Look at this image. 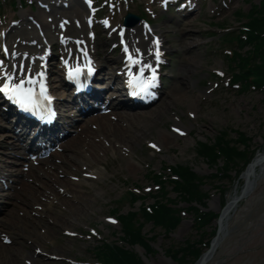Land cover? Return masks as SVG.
I'll return each instance as SVG.
<instances>
[{"label": "rangeland", "instance_id": "obj_1", "mask_svg": "<svg viewBox=\"0 0 264 264\" xmlns=\"http://www.w3.org/2000/svg\"><path fill=\"white\" fill-rule=\"evenodd\" d=\"M11 1H0V15L6 18L7 22H4L6 27L9 26L10 20H20L22 14L25 16L34 14L29 11L30 9L21 8L19 4L12 6ZM221 1L204 0L200 11L177 24L175 17L178 16L175 13H172L171 16L166 15L157 10L154 4L149 7L148 0H125L124 3L122 0H116L122 7L120 11H115L116 15L111 20L112 25L121 24L126 13L146 19L148 16L156 18L154 25L162 33L165 47L168 50L167 60L171 63L164 73L166 80L163 93L165 95L155 107L148 111L150 113L162 107H165V111L161 118L150 126L146 135L139 139L130 156L123 150L120 153L116 150L112 151L109 147L112 140L108 137L107 145H103V148L109 150L108 152L99 149L93 152L88 149V146H85L83 149L87 151L84 155L85 160L90 159L93 154L97 157V162L91 159L93 165L102 173L96 180H81V175L89 170L88 165H81V160L73 163V166L65 168L68 169V173L62 174L64 169L60 170L59 179L69 180L72 188L81 194L84 202L76 211L69 208L65 202L54 199L50 204L51 214L46 212L42 206V210L35 208L36 212H31L30 218L39 223L31 231L41 238L39 249L44 254L53 253L62 258V260H50L46 256H41L42 258L38 259L39 264H94L92 262L96 260L93 251L97 243L102 239L115 242L120 236L118 226L112 227L113 225L106 223L104 218L111 216L110 211L113 208L126 214L127 212H138L142 203L145 206H151L154 203L151 196L158 194L157 189L154 188L152 174L168 175L170 172L166 169L167 167L189 166L202 180L204 185L200 187V190L208 194V198L204 200L206 209H203V212L210 211L220 214L225 203L239 195L243 185L244 171L240 175L238 174L239 176L235 171L242 167V163H236L227 172L230 179H210L212 175L217 174L225 162L221 158L216 165H207L195 151L197 144L214 141L219 133H224L227 140H235L236 146L235 144L234 146L243 149L244 146L237 143L238 134L241 133L249 140L247 150L253 152L254 156L264 153V92L254 90L252 87L240 91L237 88L238 84L234 86L227 84L232 72H230L225 54H229L228 50L233 47L225 46L220 40H217V37H212L219 32L218 28L238 31L245 20L238 19L236 12L241 10L242 13H247L250 6L259 5L260 0H225L226 8L222 7ZM149 8L152 11H148ZM141 13L144 15L142 16ZM97 45L101 51V66L107 70V73H110L111 65L114 63L109 60H115L116 57L112 53H106L107 48L104 47L105 44L102 41H97ZM245 50L248 48H244L243 51ZM191 57L198 58L199 62L196 65L191 64L188 67L190 71L184 72L183 68L187 64V59ZM168 61L167 63H169ZM216 70L223 71L224 78L221 80L215 78L213 71ZM173 90H181L186 93L190 103L175 102L168 105L166 94ZM174 124L182 126L186 134L174 136L170 131V126ZM8 128L11 129V126ZM90 129L94 131L93 126ZM76 132L81 134V140L86 139V142L91 140L96 144L103 137L102 135L96 138L94 135L86 137L80 128H77ZM159 134L169 141L167 146L158 142ZM147 141L155 142L158 148L151 150L147 146ZM5 146L6 148H4ZM10 153H12L11 146L2 144L0 156L10 155ZM61 154H64V151L54 156L52 162L62 165ZM41 167H37L35 172L42 175V171H38L41 170ZM13 168H19V166ZM69 176H76L78 181H71ZM254 179V186L250 194L240 200L229 212L228 218L223 221L224 228L220 234L219 245L207 264H264V168L262 171L260 168H256ZM31 182L32 180H28V183ZM36 185L38 184L36 183ZM54 186V188H58V185ZM134 187L139 188L140 192L145 194L144 198L131 203L130 200H125V194L132 191ZM216 187L223 189V195ZM145 188L150 189L149 193L144 191ZM20 189L21 185L19 184L12 189L11 193L14 191L19 193L22 191ZM165 191H167L166 198L177 201L175 210L179 214L180 210H186L189 207L199 209L195 203H178L177 193L170 184H166ZM60 195L65 199L71 197V194L65 191L60 192ZM15 201L18 204L19 200L15 199ZM15 214L20 219L26 218L24 211L15 210ZM55 216L69 217L67 220L70 222L63 225L55 223ZM181 216V222L168 236L163 235L161 228H153L151 224H144L141 233L154 238V241L151 242L153 252L150 255H145L144 251L138 247L135 248V253L143 259L144 264H176L166 254V250H178L187 241L197 243L203 236L202 234L205 235L202 242L209 238L212 240L210 234L216 229L215 220L209 222L201 230L196 227V216L192 211L182 213ZM138 220L141 223L140 218ZM25 226L26 223H23V227ZM65 230L75 231L77 235L67 237ZM90 230H95L98 237L90 234ZM0 234L4 233L0 230ZM31 242V239H26L24 242V247L28 248V252L31 251L29 247ZM0 247H3L5 251L12 250L15 247L14 240L12 239L10 245L0 243ZM198 248L201 249L202 254L206 250L200 243ZM4 252L2 251V254ZM22 258L20 257L16 261L25 264L24 261H21Z\"/></svg>", "mask_w": 264, "mask_h": 264}, {"label": "trees", "instance_id": "obj_2", "mask_svg": "<svg viewBox=\"0 0 264 264\" xmlns=\"http://www.w3.org/2000/svg\"><path fill=\"white\" fill-rule=\"evenodd\" d=\"M236 16L246 18L247 23L244 26L243 38L236 34L232 36V41H235L238 50L233 52L231 58H226L231 71L234 73L233 81L241 82L242 91L247 90L249 86H253L264 92V0H261L257 6H251L247 13H242L241 10H238ZM229 40H231L229 36H224V42H229ZM245 47L248 50L243 51ZM238 135L237 143L242 144L244 146L243 149L235 147V140L225 139L224 133H219V136L214 141L197 144L195 148L196 154L205 164L216 165L221 158L225 162L220 170L217 171V174L212 175L210 179H230L227 172L238 162L242 163V167L235 172L240 175L254 157V153L246 149L249 148L248 138L241 133ZM232 143L233 145H231ZM168 169L177 179L169 180L166 175L162 174L153 175L154 182L160 184L161 189L157 195L151 196L154 203L148 210H146L144 203L141 204L138 212L120 214L119 209L115 208L112 210L111 214H118L120 221L122 231L119 239L121 245L115 243L106 244L104 242L97 245L94 250L97 260L105 264H144L137 253L127 248L139 246L144 250L145 255H150L153 252L151 242L154 241V238L141 233L144 224H151L153 228H161L165 236L175 230L176 226L181 222V217L174 208L169 206V204H174L177 201L165 197L167 191H165L166 185L164 182L166 179L169 180L168 184H171L173 190L177 193L178 202L195 203L199 207H206L204 200L208 198V194L200 190V187L204 184L196 176L192 168L186 165H175L168 167ZM216 188L223 195V189ZM125 200L135 203L139 200V197L133 193H126ZM188 211H192L195 214L196 227L201 230L218 217V214L212 212L202 213L196 207H189ZM139 218L141 223L138 222ZM214 233L215 231L210 236L213 237ZM202 235L197 243L187 241L178 250H166V254L176 264H194L202 254L198 244L200 243L201 246L207 248L211 241V238H209L202 242L205 236L204 234Z\"/></svg>", "mask_w": 264, "mask_h": 264}, {"label": "bare ground", "instance_id": "obj_3", "mask_svg": "<svg viewBox=\"0 0 264 264\" xmlns=\"http://www.w3.org/2000/svg\"><path fill=\"white\" fill-rule=\"evenodd\" d=\"M45 1L47 2L52 0ZM40 14L41 13L39 12L36 15L39 17ZM76 17L77 15L73 16L74 19ZM53 24L55 25V23ZM50 26L51 25H49L48 23L44 24L46 37H48L50 41H54L55 35L54 32L51 31V29L49 30ZM134 29L139 32V28L134 27ZM69 30H71V33L80 34V32L76 31L73 26H71ZM26 33L32 34L35 32L33 29L31 31L25 32L23 28L20 27L19 29H16V34L13 33V37L20 36L21 34L24 35ZM140 35L141 32L138 33V37H140ZM147 46L148 44L145 45V47ZM198 62L199 59L196 57H191L190 59H187V64L184 66L183 71H190L188 67L191 64L196 65ZM107 76V78L110 80L116 79L114 77H111L109 74H107ZM53 90L60 99V97H62L60 93L61 91L58 90L56 84H53ZM166 100H168V105H171L175 102L181 104H184L185 102L190 103L189 97L186 95V93L181 90H173L168 92L166 94ZM60 103H62V101ZM164 111L165 107L154 110L150 113H114L113 115L116 117V122H112L109 116L98 117L94 121L90 122L91 124L89 125L91 128V125L94 124L97 126V129L95 131H92L89 126H86L83 132L86 137L94 135V137L96 138L99 137V135H102L104 140H107L108 137V139L112 140L111 145L114 151L116 150L120 153V148H127L130 151V156L133 153V148L138 144L139 139L146 135V133L150 129V126L154 124L156 120H159L161 118V115L164 114ZM104 134H106V136H104ZM80 138L81 134H78L70 141L63 144L61 147L63 148L64 154H61L62 158H60L63 161L62 165H57L54 164L52 161H47L46 163H44L43 167H41V170H38L42 171V175L39 172H35L33 170V167L31 168V173L27 176H25V174L21 170H13L11 167L8 168L6 165H4L2 168L1 164L7 163L8 161L7 159L1 161L0 158V174L3 178H6V180L12 179L10 188H14L13 183H16V185L20 183L22 186V191H19V193L16 192L13 196H11L12 198L9 200V203L3 205L1 211L0 230L1 232L12 237L15 243V247L12 250L7 249L6 251L5 249H3V247H0V264H21L16 261L20 257H23L21 261H24L25 264L28 262H31L32 264H39L38 259L42 258L41 256H43L42 251L39 249L41 238L36 236L34 233H31V231H33L39 224L35 222V219L30 218L31 212H36L35 205L44 207L46 212L51 214V199H58L60 202H65L69 208L76 211L79 210V206H81L80 204L84 202V199L79 192L72 188L69 183V180L64 181L59 179L58 173H60L61 169H64L61 173H68V169L65 168L73 166V163L81 160V165H88V168L93 169L92 171L94 174H96L97 176H101V171L93 165L94 163L91 162V159L93 161H96L97 157H95V154H93L90 159L85 160L84 155L87 151H84L83 149L85 146H88V149L92 150L93 152H95L96 149H99L100 151L104 150V152H108V150L103 148V141L99 140L98 144H96L91 140H88V142H86V139L81 140ZM158 142L163 143L166 146L169 144V141L166 140V138H164L160 134L158 135ZM4 143L7 142L0 141V148ZM10 145L12 146L13 151L12 157H15L16 155L14 153H18L16 152L17 150H15L16 144L11 143ZM58 154L59 153H56L55 155ZM18 163L19 159L13 162V164ZM259 168L262 171L264 168V163ZM28 178L33 179L32 183L24 182V179ZM36 183L38 185H36ZM54 185H58V187L63 188L66 193L71 194V197L69 199H65V197L60 195L59 191L54 188ZM13 199L19 200V204H16ZM41 199H43L44 201ZM75 201L76 203H74ZM15 210L24 211L26 218L20 219L19 216L15 214ZM75 214H77V212H75ZM67 219H69V217H54L55 223H59L61 225L70 222ZM23 223H26L25 227H23ZM26 239L32 240V242L29 244V247L31 248L30 252L27 251L28 248L24 247V242ZM2 251L5 252L2 254ZM52 254L50 253L48 255Z\"/></svg>", "mask_w": 264, "mask_h": 264}, {"label": "water", "instance_id": "obj_4", "mask_svg": "<svg viewBox=\"0 0 264 264\" xmlns=\"http://www.w3.org/2000/svg\"><path fill=\"white\" fill-rule=\"evenodd\" d=\"M264 163V153L256 156L251 163H249L243 172V185L239 191V195L235 196L230 202L226 203L220 216L217 219V230L215 237L212 239L209 248L205 251L202 256L197 260L195 264H207L213 257L221 239V232L224 228L223 221L228 218L229 212L236 206V204L247 197L253 189L254 178L256 168L260 167Z\"/></svg>", "mask_w": 264, "mask_h": 264}, {"label": "snow or ice", "instance_id": "obj_5", "mask_svg": "<svg viewBox=\"0 0 264 264\" xmlns=\"http://www.w3.org/2000/svg\"><path fill=\"white\" fill-rule=\"evenodd\" d=\"M158 43V42H157ZM158 55V54H157ZM155 78V73L153 71V79ZM9 83H11L13 77L9 76L8 78ZM31 90H25L23 88L22 83H17L12 86H9V84H4L3 87H0V92L3 93H10L12 96L16 97L18 103H24L25 100L28 98L27 93L30 92ZM155 147V146H153Z\"/></svg>", "mask_w": 264, "mask_h": 264}]
</instances>
